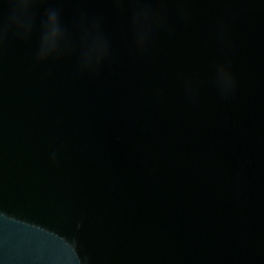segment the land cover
I'll return each mask as SVG.
<instances>
[{"label":"water","instance_id":"water-1","mask_svg":"<svg viewBox=\"0 0 264 264\" xmlns=\"http://www.w3.org/2000/svg\"><path fill=\"white\" fill-rule=\"evenodd\" d=\"M14 2L0 264H264V0Z\"/></svg>","mask_w":264,"mask_h":264},{"label":"clouds","instance_id":"clouds-1","mask_svg":"<svg viewBox=\"0 0 264 264\" xmlns=\"http://www.w3.org/2000/svg\"><path fill=\"white\" fill-rule=\"evenodd\" d=\"M27 4L28 0H15L14 3L9 5L12 9L11 15L8 18L9 24L19 26L24 22L27 13ZM150 15L151 10L144 8L139 10L136 17H134V23L138 26V39L142 40L145 37Z\"/></svg>","mask_w":264,"mask_h":264}]
</instances>
